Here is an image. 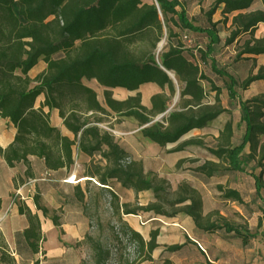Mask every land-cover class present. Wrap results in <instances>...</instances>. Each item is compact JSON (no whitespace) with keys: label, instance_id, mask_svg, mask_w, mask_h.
Masks as SVG:
<instances>
[{"label":"trees","instance_id":"16d2710c","mask_svg":"<svg viewBox=\"0 0 264 264\" xmlns=\"http://www.w3.org/2000/svg\"><path fill=\"white\" fill-rule=\"evenodd\" d=\"M257 1L214 0L198 17L188 14L187 0H154L153 3L141 0H0V116L9 119L17 128L14 141L5 149L0 147V153L7 163L22 161L30 166L29 157L35 156L44 160L50 170H55L69 168L74 163L75 147L91 156L100 153L101 159L106 161L105 165L93 164L94 170H89L102 184L110 185L111 180H116L122 187L134 191L149 187L156 200L145 206L120 202L117 194L111 193L117 199L114 207L120 223L115 227V238L122 240L124 237L136 245V256L128 264L151 260L154 250L160 247L158 230L151 231V239L145 241L123 220V214L145 210L168 217L190 216L201 231L235 234L242 245L247 246L251 234L256 236L254 233L245 231L243 226L233 224L216 211L204 213L199 191L185 181L173 190L165 178L146 171L141 161L130 158L115 136L100 124L113 115L117 119H133L143 127L140 133L149 141L162 147L177 143L171 151H182L190 144L205 145L199 138L180 140L190 130L201 129L227 111L220 102V88L201 67L209 66L212 73L228 80L230 98L238 99L244 134L238 143L231 144L233 124L227 122L218 136L222 142L216 148L208 147L219 161L206 160L194 169L212 176L227 162L231 170L245 172L249 159L253 158L257 166L250 174L260 194L264 178L257 174L256 168L264 165V140H260L264 134V92L242 100L238 88L245 90L255 82H264V66L239 81L233 72L218 67L214 58L216 45L221 42L218 25L227 24L230 14V33L224 45L240 42L246 35L236 60L264 54V36L255 37L258 24L264 23V8L250 9ZM259 1L264 6V0ZM218 9L223 17L214 21ZM164 28L169 48L156 55ZM176 28L182 32L189 30L190 39L181 41ZM39 61L46 63V69L31 78L29 72ZM85 79L95 80L105 87L104 104ZM206 80L215 93L212 102L208 101L210 91L205 88ZM148 82L161 87L167 85L171 92L169 97L163 93L153 96L151 109L140 104V93L119 101L113 98L110 90L114 87L137 90ZM175 82L181 89L176 108L156 120L158 114L170 108L167 103L176 93ZM42 93H45V100L37 108L35 103ZM45 107H49L50 112L59 109L74 139L61 134L50 121V112H46ZM246 148L250 151L245 155ZM26 173L30 175V169ZM49 176L46 173L43 177L49 179ZM218 188L224 191L226 199L242 202L239 190L224 189L222 185ZM76 189L83 200V192ZM40 199L35 195L37 210L43 211L56 227H60V217L41 204ZM18 211L28 218L24 238L36 254L44 240L40 219L28 207H19ZM263 224L264 214L259 226ZM260 233L264 238V230ZM84 238L93 249L95 264H106L111 256L108 245L90 234ZM182 246L175 244L164 249L176 252ZM0 251V264H12L13 259ZM162 264H169V260Z\"/></svg>","mask_w":264,"mask_h":264},{"label":"rangeland","instance_id":"374dc122","mask_svg":"<svg viewBox=\"0 0 264 264\" xmlns=\"http://www.w3.org/2000/svg\"><path fill=\"white\" fill-rule=\"evenodd\" d=\"M145 3H153L154 0H141ZM214 0H194L188 1L187 8L188 13L192 16H202V11L212 6ZM262 6V5H261ZM263 7V6H262ZM223 15L218 11L216 12L215 18H221ZM232 14L229 15L228 23L219 24V37L221 42L216 45L214 58L217 61V66L225 68L237 77L239 81L243 80L246 76L256 73L259 66H264V54L256 56V58H246L250 56H244L239 61L236 60L237 51L241 45V42L246 37L243 36L240 42H234L229 46L224 45V40L230 33V22ZM165 30V28H164ZM176 30H178L176 28ZM180 33L181 41L190 39L191 33L189 30L184 32L178 30ZM255 36H264V24L259 25L258 32ZM167 30L164 32V36L157 43L158 48L156 55L163 50L169 48ZM159 44L162 45L159 50ZM138 45H134L136 47ZM254 59V60H253ZM36 68L39 71L37 74L32 73L31 78L36 77L42 72L44 63L41 61ZM205 72L212 77L214 84L220 88V99L222 105L226 108V112L222 113L211 121V123L202 130H192L181 138L180 141H184L190 138H199L204 141L205 145L199 146L196 144L187 145L182 151H171L176 143L169 144L164 147H159L152 144L146 137L142 136L139 132L138 123L133 119L123 120L117 119L114 115L109 117L108 121L100 124L103 129L109 131L112 135H115L117 140L122 137H127L125 146L129 149L130 158L139 160L144 164L145 170L156 173L159 177L165 178L171 188L174 190L181 182L189 183L193 188L200 192L203 199V211L206 213L218 212L223 215L227 220L233 224L243 226V229L247 232L254 233L249 237V243L247 246H243L241 239L235 234H227L219 231V233L212 235L208 246L212 248L214 255L219 260V264H264V238L260 232L264 230L263 226H259L260 219L264 214V187L262 192L258 194L255 190L254 177L250 174V170L257 166V160L250 158L246 166L245 172H239L237 170H231L228 163H224L217 173L212 176L200 174L195 171L196 165L203 164L206 160L219 161L213 154L210 153L208 147L216 148L219 142L218 136L220 131L224 128L227 122L233 124L234 136L231 139V144H236L240 141L241 136L244 134L243 122L241 116V108L238 99H231L229 96L228 80L210 71L209 66L204 67ZM84 82L88 85L95 87L98 92L99 99L104 101L103 88L95 80H87ZM205 88L210 91L208 101L212 102L214 98V91L211 90L210 83L204 81ZM177 92L171 98L169 107L172 109L176 108V101L180 95L179 85L175 83ZM240 98L242 100L255 97L264 92V82L259 81L251 84L248 89L238 88ZM178 96V97H177ZM56 109L51 111L50 120L54 121L56 118ZM168 115V112L165 114ZM162 119V118H159ZM122 122V123H121ZM120 128H125V131H129L127 136H122L118 133ZM260 140H264V134H261ZM226 144V143H224ZM250 151V148H246L245 155ZM98 162V161H96ZM180 163V165H178ZM41 161L33 162V166H41ZM11 167H23L22 163L9 166ZM0 168H8L4 165ZM92 170L94 168L92 167ZM257 174L263 175L264 178V165L256 168ZM33 175L26 173L25 177H19L20 182L26 181ZM39 182H46L45 179L38 178ZM41 179V180H40ZM71 179V177H70ZM95 181H91L85 184L89 198L84 211L85 221H80V217L71 216L68 206L62 205L61 207L53 206L58 205L63 200H58L52 193H48L45 186H42L43 190H46L47 194L41 197L40 203L48 206L50 210L54 211L59 217L61 223H72L77 222L79 231L74 233L66 232L59 227H53L50 230L43 229L44 240L41 243V254L39 258V264H95L94 253L90 245V242H86L85 236L90 234L93 238L103 240L108 245L111 256L106 264H128L136 256V245L131 241H127L123 237L122 240L115 238V227L118 226V214L114 207L117 199L111 193L117 194L119 201L128 202L129 205H145L150 201H155L154 192L150 188H145L140 191L128 190L122 187L118 181H113L111 185L112 190L104 187H100V179L94 177ZM36 182V181H35ZM218 185H222L224 189H237L240 191L242 196V202L236 200L226 199L224 197V191L218 188ZM58 188L63 193L66 185L64 183H58ZM110 191V192H109ZM61 199V198H60ZM13 205L5 210L1 211V215L6 217L9 212L11 213ZM146 213V212H145ZM141 214V221L143 224L153 223L155 226H169L176 224V220L165 215H156L154 212L151 214ZM42 219L46 218L41 212ZM145 215V216H144ZM123 218L127 222H131L132 219L136 218L135 215H123ZM212 218H216V215H212ZM49 219V218H48ZM55 245L66 248L65 255L58 258L46 256V249ZM150 264V263H145Z\"/></svg>","mask_w":264,"mask_h":264},{"label":"crops","instance_id":"0c3cea01","mask_svg":"<svg viewBox=\"0 0 264 264\" xmlns=\"http://www.w3.org/2000/svg\"><path fill=\"white\" fill-rule=\"evenodd\" d=\"M187 1H194V0H187ZM261 5L263 6L262 2L258 0L257 3L250 9L253 10L257 8H264V6L262 7ZM217 11L221 14V9H218ZM216 12L214 13L213 16L214 21H218L223 17L222 16L221 18H215ZM260 24H264V23L258 24L257 26L258 28L255 33L258 32ZM258 37H263V36H258ZM40 62L41 61L38 62V65L41 64ZM38 65H36L33 69L30 70L29 76H31L32 73L37 74L39 72L36 71ZM45 69H46V63H44V66L42 67L41 71H44ZM175 83L177 84V82ZM88 86H90L95 90V87H93L92 85H88ZM101 87L103 88V90L105 89V87L103 86ZM110 90L112 91L113 98L119 101L127 100L129 96H135L137 93H140L141 94L140 104H143L149 109H151L153 106L152 104L153 96H155L158 93H163L164 95L169 97L171 93L167 85L161 87L157 83H152V82L141 84V86L137 90H128L122 87H114ZM173 96H171V98ZM171 98L167 104L170 103ZM44 100H45V93H42L37 98L35 107L39 108V105ZM102 104H104V101L102 102ZM44 109L46 112H50L49 107H45ZM56 113L57 114L55 120L54 121L50 120L52 124L60 129V132L63 136H67L68 138L74 139L75 138L74 133L65 126L63 118L59 114V109H56ZM123 120H128V119H123ZM210 123L211 122H209L206 126L202 127L201 129L195 128L192 130L205 129ZM138 128L140 132V130L143 127H140L138 124ZM16 132H17V128L14 125V123L9 121V119H3L0 116V147H2L3 149L7 148L10 145V143L14 141ZM128 132L125 131V128H120L118 130V133L122 136H127ZM117 141L130 154L129 149H127V147L125 146V143L127 142V137H122L120 140ZM151 143L159 147H162L157 143L154 142ZM73 150H74V159H75L74 163H71L69 168L61 167L55 170L53 169L50 170L46 165H44V160L38 159L35 156L29 157L30 166H26L22 161H14L11 163H7L4 156L0 153L1 166L4 167L5 165L6 167H8V168H0V199H1L0 210H3L4 208L5 210H8V208L13 205L12 209L10 210L11 213L9 212V214L6 217H3L0 211V237L2 241V245H0V250H3L7 255H9L13 259L12 264H33L35 261L37 260L39 261L41 254V250L36 254L32 253L30 246L27 244V241L24 238V231L29 226L28 218L26 217L25 214H21L20 211H18L19 207H28L33 214L38 215L40 219L41 232L43 229L45 230V228L46 230L47 229L50 230L51 228L56 227L53 224V221L50 219V217H46L43 214L46 218L42 219L41 212L43 211L37 210L35 205V195H39L41 198L42 196H45V194H47V192L45 191L48 190L49 191L48 193H52L53 195H55L57 201L63 200L62 203L61 202L59 203L58 201V205L56 204V206H53L54 209L56 207L59 206L61 207L62 205L64 206L66 205L68 206V211L70 210L69 213L71 216L75 215L78 218L80 217L81 222L85 221L83 220L84 211L82 209L85 208L87 204L89 194H87V191L86 189H84V186L85 184H88L91 181L96 182L94 179V177L96 176L89 173V170L92 169L93 164L105 165L106 161L104 159H101L100 153L91 156L85 152L84 153L80 152L75 147ZM36 160L39 162L41 161L42 165L33 166V162H36ZM13 163L16 164L22 163L23 167L9 168V166L13 165ZM28 169H30L31 172L30 175H33V177H29L28 179H26V181L20 182L19 177L20 176L25 177ZM46 173L50 175L49 176L50 178L47 179L46 182L33 181L34 179H38V178L45 179V177L43 176ZM61 182L66 185V188L64 189L63 193L61 192V190H59L57 186L58 183ZM112 182L113 180L109 182L110 185H104L101 182L98 185L100 187H104L109 190H112V186H111L113 185ZM42 186H45L46 190H43ZM76 188H79L83 192L84 194L83 200H81L78 194H76L77 193ZM148 203L149 202L145 203V205H147ZM137 205L145 206L141 204H137ZM152 212L153 211L145 210V211H140L137 214L130 213L132 215H135L136 217L132 219L131 222H127L123 218L125 223L128 224L129 228H132L135 231L139 232L141 237H143L145 241L151 239L150 237L151 231L153 230L159 231L157 235V243L160 245V247L154 250L151 260H146L142 262V264L145 263L162 264L163 261L166 259L169 260V264H206L207 262L219 264V260L214 255L212 248L208 246V242L210 241L212 235L217 234V232L210 233L207 231L205 232L201 231L196 226L195 222L192 221L191 217L185 215H177L175 217H171L173 218L174 221L176 220L177 223L173 225H169L167 227L155 226L153 223H148L144 225L143 222L141 221L140 215L143 213H145V215L148 213L151 214ZM60 224H61V226L59 227L60 229L62 228L63 230H65L66 232L68 231L71 234L74 233V231H79L80 228L77 222H72L70 224L60 222ZM175 244H180L183 246L181 249L176 250V252H170L164 249L166 246H171ZM46 250H47L45 253L46 256L53 258L62 257L65 255L66 252L65 247L58 245H55L53 247L51 246ZM2 264H6V263H2Z\"/></svg>","mask_w":264,"mask_h":264},{"label":"water","instance_id":"95a60500","mask_svg":"<svg viewBox=\"0 0 264 264\" xmlns=\"http://www.w3.org/2000/svg\"><path fill=\"white\" fill-rule=\"evenodd\" d=\"M161 48H162V45L159 44V50H161ZM171 75L174 76L173 74H171ZM177 97H178V96H177ZM170 111H171V108H169L167 112H170ZM167 112H164V113H160V114H158L157 117H156L155 119L157 120V119L163 117Z\"/></svg>","mask_w":264,"mask_h":264},{"label":"built area","instance_id":"2783aa9c","mask_svg":"<svg viewBox=\"0 0 264 264\" xmlns=\"http://www.w3.org/2000/svg\"><path fill=\"white\" fill-rule=\"evenodd\" d=\"M33 181H37V179H34Z\"/></svg>","mask_w":264,"mask_h":264},{"label":"bare ground","instance_id":"6f19581e","mask_svg":"<svg viewBox=\"0 0 264 264\" xmlns=\"http://www.w3.org/2000/svg\"><path fill=\"white\" fill-rule=\"evenodd\" d=\"M72 179H73V176H72Z\"/></svg>","mask_w":264,"mask_h":264}]
</instances>
